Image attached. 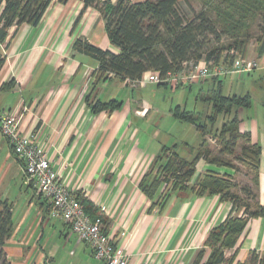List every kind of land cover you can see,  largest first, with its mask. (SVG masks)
I'll return each instance as SVG.
<instances>
[{
    "label": "crops",
    "instance_id": "0c3cea01",
    "mask_svg": "<svg viewBox=\"0 0 264 264\" xmlns=\"http://www.w3.org/2000/svg\"><path fill=\"white\" fill-rule=\"evenodd\" d=\"M82 7L81 0H53L38 25L9 28L0 41V55L5 57L0 68V115L21 103L26 106L23 133L36 138L54 169L75 194L85 198L92 214L103 216L107 231L128 255V264H204L211 253L206 244L210 231L232 214H243V208L234 210L232 201L220 194L200 195L186 189L168 192L165 183L154 197L143 191L141 180L163 148L173 147L181 157L192 160L204 139L193 122L176 115L163 117L146 97L148 92L159 93L155 86L177 90L194 85L201 87L200 97L206 95V86L209 92L219 83L208 79L189 86L148 84L136 92L115 75L96 83L99 61L76 51V40L85 37L103 49H120L112 44L105 18L96 7H88L73 28ZM256 48L264 62V37ZM253 51L250 43L241 53ZM229 76L241 80L244 74L224 78ZM262 94L260 99L252 94L251 106L239 111L240 130L250 133L262 148L256 191L264 206V90ZM88 95L91 101L116 99L122 105L94 112ZM207 138L213 148L212 138ZM210 171L236 175L233 168L200 158L189 183L195 184ZM163 194L167 197L160 204ZM0 201H7L12 211L11 231L0 244V264H105L70 224L51 217L50 202L27 182L23 162L1 130ZM230 249L234 264H264V216L249 219Z\"/></svg>",
    "mask_w": 264,
    "mask_h": 264
},
{
    "label": "trees",
    "instance_id": "16d2710c",
    "mask_svg": "<svg viewBox=\"0 0 264 264\" xmlns=\"http://www.w3.org/2000/svg\"><path fill=\"white\" fill-rule=\"evenodd\" d=\"M52 1L0 0V41L6 38L9 28L14 25H38ZM58 1L67 3L69 0ZM81 1L83 7L74 20L73 28L78 26L88 7H96L105 18L112 44L120 49L119 52L103 49L85 37L76 40V51L99 61V67L94 71L96 83L107 80L111 75L122 80H135L153 69L160 71L164 77L169 72L184 69L186 61L198 62L203 58L219 60L224 50L232 48L243 52L252 36L254 23L264 36V0H213L212 3V0H207L206 7L199 12L192 11L193 15H189L182 6V3H190V0ZM225 37L234 39L233 46L229 44L225 47ZM4 62L5 57L0 55V68ZM212 79L219 85L205 95L212 104L207 121L203 122L195 111L180 107L175 110L177 117L193 122L202 132L204 139L200 152L192 160H187L177 154L173 147L163 148L140 186L146 194L154 197L160 184L172 183L168 192L186 189L200 195L220 194L222 198L232 201L234 210L243 208V214H232L224 223L213 228L206 243L211 253L204 264H234L233 255L226 257L225 250L236 245L249 219L264 216V206L260 204L256 191L262 148L252 141L250 133L240 130L239 110L251 106V94L226 95L222 80L217 77ZM87 101L94 112L114 110L122 105V101L116 99L91 101L89 95ZM219 119L222 120L221 124L216 127ZM208 135L216 144L213 148L208 144ZM200 158L233 168L236 175L243 165L249 169L251 179L242 185L236 175H220L210 171L191 185L189 182ZM156 170L165 177L157 174ZM166 194L159 198L158 203L163 204ZM78 197L82 199L87 212L97 218L98 215L92 214L85 198ZM11 225L10 204L0 201V244L3 245L9 236Z\"/></svg>",
    "mask_w": 264,
    "mask_h": 264
},
{
    "label": "built area",
    "instance_id": "2783aa9c",
    "mask_svg": "<svg viewBox=\"0 0 264 264\" xmlns=\"http://www.w3.org/2000/svg\"><path fill=\"white\" fill-rule=\"evenodd\" d=\"M181 71L169 72L164 77L158 70H148L140 78L124 80L131 87H145L148 84H168L173 87L194 85L212 78H223L231 74H247L259 68L258 58H246L237 49L226 50L221 59L186 61ZM93 74V73H92ZM89 87V80L86 89ZM26 106L21 103L17 108L0 115V130L7 139L18 159L23 162L27 182L44 196L51 205V217L63 219L70 224L79 239L87 242L97 259L105 264H128V255L116 244L114 237L106 231L102 215L93 218L78 197L54 169L51 159L38 144L36 138L23 133L21 120ZM157 174H162L156 170ZM165 177L164 175L162 176ZM169 188L172 183L164 182ZM168 188V189H169ZM105 209V208H104ZM231 256V249L225 250Z\"/></svg>",
    "mask_w": 264,
    "mask_h": 264
},
{
    "label": "rangeland",
    "instance_id": "374dc122",
    "mask_svg": "<svg viewBox=\"0 0 264 264\" xmlns=\"http://www.w3.org/2000/svg\"><path fill=\"white\" fill-rule=\"evenodd\" d=\"M116 2L117 0H112ZM215 1V0H214ZM217 1V0H216ZM218 0L217 2H219ZM213 0L211 1V3ZM103 4V3H101ZM207 5V0H190V3H182L183 8L188 11L189 15H193L192 11L199 12L204 9ZM191 9V10H190ZM251 37H249V42L253 48V53L251 55L243 54L239 49H237L244 57L246 58H258L260 60V67L255 69L251 74L244 75L241 80H232V77H223V93L224 94H234V93H243L246 94L251 92L255 96V99H260L261 95H263L264 90V62L263 60L257 56V42L261 39V33L259 29H257L256 23L252 25L251 28ZM264 35V34H263ZM248 43V45H250ZM234 44V39H230L229 37L224 38V45ZM226 50L223 51V55L225 57ZM221 57V58H222ZM220 58V59H221ZM157 89L160 88L159 93L154 94L148 92L147 99L150 102H153L159 110H161L163 117H170L171 115H175V110L177 107H180L182 110H191L195 111L198 114H202L201 120L203 122L207 121V115L211 113L212 104L207 98H205V94L200 95L199 91L201 87L198 85H194L193 87H181L177 90H172L167 86H155ZM210 86H206V94L208 92ZM138 88H135L133 91H139ZM199 97V98H198ZM221 119L217 121L218 124L221 123ZM213 145H216L215 142L211 141ZM241 170L237 173L236 177L238 181L243 184L250 181V176L248 175V168L243 165L240 166Z\"/></svg>",
    "mask_w": 264,
    "mask_h": 264
}]
</instances>
